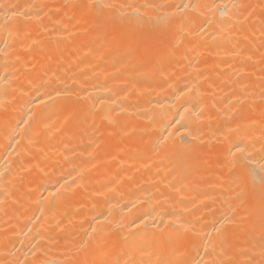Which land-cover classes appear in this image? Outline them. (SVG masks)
<instances>
[{
    "label": "bare ground",
    "instance_id": "bare-ground-1",
    "mask_svg": "<svg viewBox=\"0 0 264 264\" xmlns=\"http://www.w3.org/2000/svg\"><path fill=\"white\" fill-rule=\"evenodd\" d=\"M0 264H264V0H0Z\"/></svg>",
    "mask_w": 264,
    "mask_h": 264
}]
</instances>
